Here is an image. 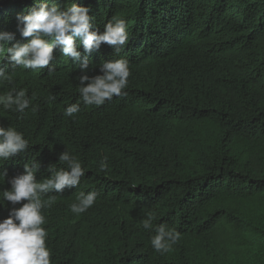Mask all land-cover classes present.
<instances>
[{"label": "trees", "instance_id": "trees-1", "mask_svg": "<svg viewBox=\"0 0 264 264\" xmlns=\"http://www.w3.org/2000/svg\"><path fill=\"white\" fill-rule=\"evenodd\" d=\"M36 2L0 0V31L15 37L9 46L26 41L17 15ZM43 2L89 7L100 31L124 18L129 33L119 54L106 43L89 54L83 73L58 49L51 71L6 69L35 98L22 113L0 109V126L30 145L0 164V191L34 159L37 181L49 164L66 167L58 162L65 150L86 169L76 188L49 193L56 203L42 210L51 264H264V0ZM121 57L131 73L126 94L85 105L78 76ZM71 103L80 111L65 117ZM81 191L97 198L77 215L69 205ZM12 207L0 205V221ZM149 213L154 226L180 233L167 253L154 251L155 232L142 227Z\"/></svg>", "mask_w": 264, "mask_h": 264}, {"label": "clouds", "instance_id": "clouds-1", "mask_svg": "<svg viewBox=\"0 0 264 264\" xmlns=\"http://www.w3.org/2000/svg\"><path fill=\"white\" fill-rule=\"evenodd\" d=\"M90 8L75 2L61 9L57 4L51 5L37 0L27 14L17 15V28L20 35L27 38L25 42H15L14 33L0 31V87L7 86L8 90L0 94V109L24 112L35 98L27 95V90L16 87L12 74L6 72L12 69H31L39 72L50 68L59 52L66 58L79 61L82 73L89 66V54L97 51L102 43L119 54L129 40L128 24L124 18L113 17L107 22L103 31L93 24L89 15ZM83 51L81 52L80 46ZM101 74L89 76L81 74L79 80V96L85 105L101 106L106 100L114 96L125 95L130 76L129 62L121 57L109 59L99 65ZM56 97L50 95L51 103ZM35 111V108H33ZM80 111L78 103L69 104L63 111L65 117H73ZM29 141L23 133L11 126H0V164L29 149ZM58 162L66 167L57 168L49 164L46 171L50 173L46 178L37 181L36 173L40 170L39 162L34 159L24 164L22 174L8 180L10 189L0 191V205L5 201L13 207L7 218L0 221V264H51V253L46 245L48 232L43 226L46 223L43 209H48L56 203V197L49 193H60L65 188H76L86 169L81 162L65 150L59 154ZM100 169L106 170L107 157L99 164ZM7 176V171H0V183ZM97 193L81 191L76 202L69 205L74 214L86 212L96 201ZM25 201L20 207H14ZM154 214H147L142 220L145 230H154L151 246L154 251L164 254L180 240V233L164 224L153 225Z\"/></svg>", "mask_w": 264, "mask_h": 264}]
</instances>
